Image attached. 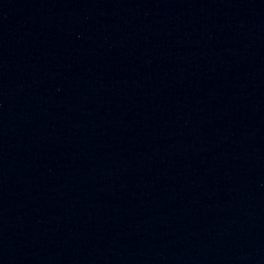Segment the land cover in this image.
Returning <instances> with one entry per match:
<instances>
[{
	"label": "water",
	"instance_id": "obj_1",
	"mask_svg": "<svg viewBox=\"0 0 264 264\" xmlns=\"http://www.w3.org/2000/svg\"><path fill=\"white\" fill-rule=\"evenodd\" d=\"M0 264H264V0L0 12Z\"/></svg>",
	"mask_w": 264,
	"mask_h": 264
}]
</instances>
